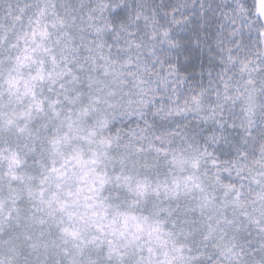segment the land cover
Returning a JSON list of instances; mask_svg holds the SVG:
<instances>
[{"label":"snow or ice","instance_id":"snow-or-ice-1","mask_svg":"<svg viewBox=\"0 0 264 264\" xmlns=\"http://www.w3.org/2000/svg\"><path fill=\"white\" fill-rule=\"evenodd\" d=\"M0 264H264V0H0Z\"/></svg>","mask_w":264,"mask_h":264}]
</instances>
